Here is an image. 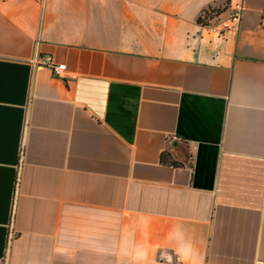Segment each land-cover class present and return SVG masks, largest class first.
Segmentation results:
<instances>
[{
	"label": "crops",
	"instance_id": "obj_1",
	"mask_svg": "<svg viewBox=\"0 0 264 264\" xmlns=\"http://www.w3.org/2000/svg\"><path fill=\"white\" fill-rule=\"evenodd\" d=\"M263 11L0 0V264H264Z\"/></svg>",
	"mask_w": 264,
	"mask_h": 264
},
{
	"label": "built area",
	"instance_id": "obj_2",
	"mask_svg": "<svg viewBox=\"0 0 264 264\" xmlns=\"http://www.w3.org/2000/svg\"><path fill=\"white\" fill-rule=\"evenodd\" d=\"M242 11H243L242 8L235 9L234 12L229 17V19H227L225 21H222L220 23V25L222 26V29L226 30V29H229V28H237V27H239V25L241 23ZM205 16H206V14L203 15V18ZM260 25H261V28L264 29V11L261 13ZM41 65L49 67L53 71V74L57 78H62L63 77V73L66 72V65H64V64H62V65L55 64V62H54V60H53V58L51 56L45 57L44 62L41 63Z\"/></svg>",
	"mask_w": 264,
	"mask_h": 264
},
{
	"label": "trees",
	"instance_id": "obj_3",
	"mask_svg": "<svg viewBox=\"0 0 264 264\" xmlns=\"http://www.w3.org/2000/svg\"><path fill=\"white\" fill-rule=\"evenodd\" d=\"M209 13L207 12L206 15H208ZM169 158H170V154L168 152H164L161 156V162L164 165H172L171 163H169Z\"/></svg>",
	"mask_w": 264,
	"mask_h": 264
}]
</instances>
